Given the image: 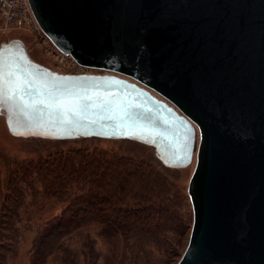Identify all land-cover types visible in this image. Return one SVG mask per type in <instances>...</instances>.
Listing matches in <instances>:
<instances>
[{
	"label": "water",
	"instance_id": "water-1",
	"mask_svg": "<svg viewBox=\"0 0 264 264\" xmlns=\"http://www.w3.org/2000/svg\"><path fill=\"white\" fill-rule=\"evenodd\" d=\"M29 2L60 51L106 72L58 71L2 41L9 132L129 139L194 164L177 264H264V0Z\"/></svg>",
	"mask_w": 264,
	"mask_h": 264
},
{
	"label": "rangeland",
	"instance_id": "rangeland-1",
	"mask_svg": "<svg viewBox=\"0 0 264 264\" xmlns=\"http://www.w3.org/2000/svg\"><path fill=\"white\" fill-rule=\"evenodd\" d=\"M14 37L24 39L35 60L55 70L78 71L80 66H84L76 63L71 56L62 55L43 32L12 28L0 33V43ZM90 68L93 72H106L99 68ZM61 155H64L63 161L73 160L74 164L82 166L97 159L95 172L101 182L106 181L109 187L94 186L92 177L80 186L79 182L82 180L72 178L69 185L72 184L73 189L69 193H45L46 186L61 185V179L58 178L61 168L53 162L54 158L61 159ZM41 159L47 160L48 166H43V171L39 172L37 166ZM133 162L136 165L132 164ZM25 166L31 170L24 168ZM136 168L140 169V172H137ZM22 169L30 170L31 174L27 179L23 178V181L19 180L25 192L23 203L17 202L21 205L18 208L21 212L19 221L9 215L11 211H15L11 208L15 202H11L10 196L13 193L8 184ZM128 170L130 176L127 174ZM193 170L194 164L186 168L167 167L157 158L153 147L129 139H48L14 136L9 132L2 115L0 264H177L188 245L193 225V208L188 194ZM113 171H116L115 179L111 178ZM134 174L150 177L145 181L147 184L157 185L158 190L155 189L154 192L162 197L167 211H163L161 215L150 214L145 226L138 227L136 231L118 221L103 223L99 218L106 214L117 215V212L114 203L107 202L100 196L101 201L92 206L98 207L96 215L85 216L80 224L68 226L69 231H62L60 236L50 238L54 224L63 220V216H69L72 209L79 206L90 207V197L73 204L72 196L92 189L105 196L106 188L115 186L119 179L122 180L119 184L132 182ZM32 183L35 184L34 187ZM120 196L123 201H117L116 205L123 206L125 212L130 211V206L139 208L149 203L140 202L134 197L129 200ZM139 211L149 214L148 208L145 207H141ZM158 221L163 222L162 225L156 224ZM129 231L131 234H126ZM57 241L58 243L53 245Z\"/></svg>",
	"mask_w": 264,
	"mask_h": 264
},
{
	"label": "trees",
	"instance_id": "trees-1",
	"mask_svg": "<svg viewBox=\"0 0 264 264\" xmlns=\"http://www.w3.org/2000/svg\"><path fill=\"white\" fill-rule=\"evenodd\" d=\"M63 156L64 155H61V159L59 160L57 158H54L53 160L55 165L61 168V171L58 176V178L61 179V185L60 187H57L56 185L46 186L45 193L49 195H52V194L62 195V194L69 193L73 189V185L72 184L69 185V183H71L72 178L77 181L82 180L79 182L80 186L82 182H86L88 181L89 178L92 177L94 186L97 185L99 187H102V186L109 187L106 181H104L103 183L101 182V178H99V175L97 174V172H95V168L97 167V159L90 160L85 165L82 166V165L74 164L73 160L68 161V159H65L63 161L62 159ZM132 164L136 165L134 162ZM43 166L44 167L48 166V161L41 159L38 162V166H37L39 172L43 171ZM24 168L31 170V168L27 166H25ZM27 169H22V172L17 173V175H15L14 180L10 179L9 184H8L9 185L8 188H10L11 193H13L12 196H10L11 202H15L14 205L11 206V208H13L15 211H11L9 215L11 217L17 218L19 221L21 220V212L18 211V208L21 205L18 204L17 202L22 204L23 198L25 196L24 188L22 187V184L19 182V180L23 181V178L27 179L28 175L31 174L30 170L27 171ZM135 170L137 172H140V169L138 168H136ZM127 174L130 176L129 170ZM113 177L114 179L116 178V171L111 172V178L113 179ZM148 178L150 177L148 176L147 178H145L144 176H139V175L134 174V178H133L134 180L132 182L126 181L127 184H124V183L119 184V181H122L121 179H119V181H116L115 186L105 189L104 191L105 196L101 194L100 191L95 192L93 189L87 192H83L81 194L72 196V199L74 200L73 204H76L90 197L89 198L90 207L79 206L78 208L72 209L69 216H63V220L54 224L55 226H53V230L50 233L51 234L50 238H52L51 236H53L54 238L56 236H60L59 233L62 231H69L70 226H72L73 224H80V221L85 216H91L93 214L96 215L98 212V207L92 208V206L97 205L99 203V200L101 201V199H99L100 196L103 197L102 199L107 200V202L114 203V207H116L115 210L117 212V215H114V214L107 215L106 214L103 218H99L103 220V223H114L115 221H118L119 223L121 222L122 224H127V226L132 227L133 230L138 229V227L143 228L145 224L147 223V218L150 214H160L161 215L163 211H167V208L164 207V200L162 201V197L156 194V192H154L155 189L158 190L157 185L147 184L145 179H148ZM32 186L34 187L35 184L32 183ZM129 186L131 187L129 188ZM120 195H122L126 199L128 198L129 200L133 199L134 197L138 199V201L140 202H149L147 203L146 206H141V207L148 208L149 214H144L140 212L139 210L141 209V207L133 208V206L129 207L130 211L125 212L123 206L119 207L118 205H116L117 201H123ZM162 223L163 222L158 221L156 224L162 225ZM5 225L6 223L4 224V226ZM131 231L126 232V234L127 233L131 234L130 233ZM57 243L58 241L54 243L53 245Z\"/></svg>",
	"mask_w": 264,
	"mask_h": 264
},
{
	"label": "built area",
	"instance_id": "built-area-1",
	"mask_svg": "<svg viewBox=\"0 0 264 264\" xmlns=\"http://www.w3.org/2000/svg\"><path fill=\"white\" fill-rule=\"evenodd\" d=\"M12 28H27L32 32L40 31L44 33L35 18L29 0H0V33ZM60 52L62 55L71 56L77 63V60L72 55ZM91 69L87 66L85 70L64 72L81 73L83 71L85 73H94Z\"/></svg>",
	"mask_w": 264,
	"mask_h": 264
},
{
	"label": "bare ground",
	"instance_id": "bare-ground-1",
	"mask_svg": "<svg viewBox=\"0 0 264 264\" xmlns=\"http://www.w3.org/2000/svg\"><path fill=\"white\" fill-rule=\"evenodd\" d=\"M28 52H29V50H28ZM29 54H30V52H29ZM31 55V54H30ZM32 56V55H31ZM33 57V56H32ZM81 69H83V67L82 66H80V68H79V70H81ZM86 71H88V70H86ZM89 71H91V70H89ZM83 72V71H82Z\"/></svg>",
	"mask_w": 264,
	"mask_h": 264
},
{
	"label": "snow or ice",
	"instance_id": "snow-or-ice-1",
	"mask_svg": "<svg viewBox=\"0 0 264 264\" xmlns=\"http://www.w3.org/2000/svg\"><path fill=\"white\" fill-rule=\"evenodd\" d=\"M21 99H23V97H21Z\"/></svg>",
	"mask_w": 264,
	"mask_h": 264
}]
</instances>
